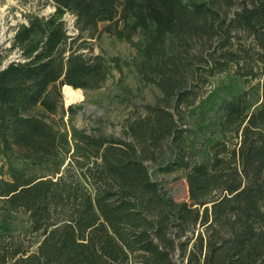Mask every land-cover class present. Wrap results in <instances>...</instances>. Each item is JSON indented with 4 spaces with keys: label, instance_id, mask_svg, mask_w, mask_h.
<instances>
[{
    "label": "trees",
    "instance_id": "trees-1",
    "mask_svg": "<svg viewBox=\"0 0 264 264\" xmlns=\"http://www.w3.org/2000/svg\"><path fill=\"white\" fill-rule=\"evenodd\" d=\"M52 3L0 51V218L23 211L39 235L33 250L0 241V264H264V0ZM100 31L135 47L139 80L159 91L121 137L63 120L64 85L95 90L122 70L117 57L87 54ZM229 68L256 81L257 95L244 89L218 105L219 132L236 141L216 139L196 159L181 110L194 103L195 79ZM147 163L182 171L186 200Z\"/></svg>",
    "mask_w": 264,
    "mask_h": 264
},
{
    "label": "rangeland",
    "instance_id": "rangeland-1",
    "mask_svg": "<svg viewBox=\"0 0 264 264\" xmlns=\"http://www.w3.org/2000/svg\"><path fill=\"white\" fill-rule=\"evenodd\" d=\"M53 9L52 0H0V51L10 46L16 26L26 23L28 15L46 16ZM64 19L68 33L74 34L72 15L66 13ZM102 26L103 23L99 24L100 29ZM90 43L87 54H100L108 59L117 57L122 61V70L118 72L113 69L98 89L78 88L81 95L75 100L68 99L62 92L63 120L67 129L74 126L88 132L121 137L122 125L126 118L140 112L143 104L153 101L159 95V91L153 84L139 80L132 64L137 53L130 43L102 31ZM16 57V53H10L3 60V64ZM192 83H195L193 88L196 98L191 106L182 108L181 126L186 129L187 145L191 154H195L196 159L201 160L209 157L207 147L212 141L223 137L230 144L236 141L231 134L223 135L219 132L218 105L224 99L239 94L244 89L251 91V99L254 100L258 89H256V81L246 84L241 77L234 74L232 68L209 77L204 84L197 83L196 79ZM122 85L126 87L125 90ZM147 165L151 177L159 181L170 196L178 201L186 200L187 185L182 171L176 170L165 174L160 173L154 164L147 163ZM5 170L4 160L0 156V174L7 178ZM38 237V233L31 231L27 213L18 211L5 220L0 218V241H20L25 246H31L33 250ZM73 246L69 249L70 255L73 253ZM74 250L79 254L80 245L77 244Z\"/></svg>",
    "mask_w": 264,
    "mask_h": 264
},
{
    "label": "bare ground",
    "instance_id": "bare-ground-1",
    "mask_svg": "<svg viewBox=\"0 0 264 264\" xmlns=\"http://www.w3.org/2000/svg\"><path fill=\"white\" fill-rule=\"evenodd\" d=\"M79 89L78 88H73L69 85H64L62 87V92L64 93L65 97L71 100L77 99L81 94H79Z\"/></svg>",
    "mask_w": 264,
    "mask_h": 264
}]
</instances>
